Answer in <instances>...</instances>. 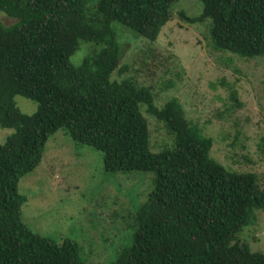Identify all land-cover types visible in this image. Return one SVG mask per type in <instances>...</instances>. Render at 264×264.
Returning <instances> with one entry per match:
<instances>
[{"label":"trees","instance_id":"1","mask_svg":"<svg viewBox=\"0 0 264 264\" xmlns=\"http://www.w3.org/2000/svg\"><path fill=\"white\" fill-rule=\"evenodd\" d=\"M177 0H0L17 20L0 22V264H85L71 240L57 243L21 220V177L41 162L48 138L64 129L75 142L102 152L110 173L152 172L154 186L133 215L132 243L112 264H264V254L241 243L242 228L264 212V189L254 173L230 171L211 157L212 139L184 117L177 99L162 107L133 78L112 80L122 47L112 23L155 41ZM210 19L217 51L264 57V0H198ZM82 43L97 47L77 65ZM37 103L23 114L14 98ZM264 97V89H263ZM163 123L172 144L151 150L141 112Z\"/></svg>","mask_w":264,"mask_h":264},{"label":"rangeland","instance_id":"2","mask_svg":"<svg viewBox=\"0 0 264 264\" xmlns=\"http://www.w3.org/2000/svg\"><path fill=\"white\" fill-rule=\"evenodd\" d=\"M96 0H92L94 3ZM170 20L153 42L120 23H112L122 47L119 68L112 80L131 77L149 87L162 107L177 99L184 117L212 139L210 155L225 168L251 172L264 189V57L241 58L217 51L210 43V19L190 23L181 17L202 13L198 0H177ZM4 25L17 23L0 11ZM97 46L82 43L70 58L73 65ZM19 111L32 115L37 103L15 96ZM141 112L149 127L151 150L172 144L163 123ZM13 133L0 127V144ZM154 186L152 172L105 171L102 152L82 145L59 129L46 144L40 164L18 183L26 202L21 220L32 231L57 243L78 245L85 264H112L120 249L132 243L133 215ZM238 239L253 252L264 254V212L245 225Z\"/></svg>","mask_w":264,"mask_h":264}]
</instances>
